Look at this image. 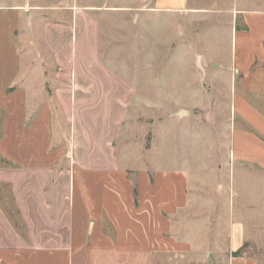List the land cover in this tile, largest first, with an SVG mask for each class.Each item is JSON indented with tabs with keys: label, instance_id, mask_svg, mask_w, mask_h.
<instances>
[{
	"label": "crops",
	"instance_id": "1",
	"mask_svg": "<svg viewBox=\"0 0 264 264\" xmlns=\"http://www.w3.org/2000/svg\"><path fill=\"white\" fill-rule=\"evenodd\" d=\"M211 1L202 6L198 0H153L152 7L160 14L195 15L218 7L235 14L229 22L231 51L234 63L239 51L243 63L235 72L244 94L252 95L235 93L232 101V112L239 110L252 126L251 131L234 127L230 133L231 168L252 176L247 194L234 193L242 202L237 211L232 193L229 206L214 211L207 201L211 198L198 193L192 197L186 171H160L151 180L141 170L135 182L114 156L117 118L112 107L102 117L110 131L108 141L89 139L100 127L101 114L79 113L71 117L76 141L58 142L52 99L44 89L53 78L72 81L76 73L78 81L84 73L81 83L76 82L75 98L89 91L84 84L90 79L86 72L94 74L97 68V21L75 11L76 31L44 24L45 39L62 46L59 54L72 50L66 48L72 39L81 40L76 55L82 63L77 61L66 76L63 66L55 67V73L29 66L22 75V6L0 5L1 50L10 55L0 65V183L12 185L18 216L28 232V238L22 237L21 224L12 225L0 208V264H264V0ZM111 104H118L117 96Z\"/></svg>",
	"mask_w": 264,
	"mask_h": 264
},
{
	"label": "rangeland",
	"instance_id": "2",
	"mask_svg": "<svg viewBox=\"0 0 264 264\" xmlns=\"http://www.w3.org/2000/svg\"><path fill=\"white\" fill-rule=\"evenodd\" d=\"M198 1L202 6L212 3ZM15 4L22 6L24 16L20 33L22 75L29 66H42L52 73L55 67L63 66L64 72H58L66 76L68 69L82 63V56H78L81 40L72 39L66 46L72 50L59 54L62 46L45 39L44 24L52 22L76 31L75 11L79 17L97 21V68L94 74L86 72L90 79L84 85L89 91L79 96L85 103L75 98L76 82L81 83L84 73L78 81L76 73L72 81L53 78L44 89L52 99L58 142L73 145L76 141L78 134L71 117L79 113L101 114L97 120L100 127L90 131L89 139L108 141L110 131L102 117L112 107L117 118L114 156L135 182L141 170L151 180L160 177V171H186L192 197L198 193L211 198L207 201L212 203L213 211L226 209L231 193L235 210L242 206L234 193L246 190L242 195L247 194L252 176L237 166L231 168L230 133L234 127L251 131L252 126L241 118L239 110L232 112V101L235 93L249 98L252 95L244 94L235 72V66L241 68L243 63L240 51L237 63L231 51L229 22L234 12L218 7L195 15L160 14L152 7L153 0H0V5ZM236 18L241 27L240 15ZM11 50L6 47L9 53ZM2 51L0 43V65L5 66L10 55L5 52V57ZM115 96L118 104H111ZM72 158L73 155L69 160ZM181 187L179 184L175 189L179 191ZM168 190H173L172 185ZM217 193L223 195L216 196ZM0 208L12 225L21 224L25 232L18 233L27 237L9 183H0Z\"/></svg>",
	"mask_w": 264,
	"mask_h": 264
},
{
	"label": "trees",
	"instance_id": "3",
	"mask_svg": "<svg viewBox=\"0 0 264 264\" xmlns=\"http://www.w3.org/2000/svg\"><path fill=\"white\" fill-rule=\"evenodd\" d=\"M241 254V250H239L238 252L234 253V255L238 256Z\"/></svg>",
	"mask_w": 264,
	"mask_h": 264
}]
</instances>
